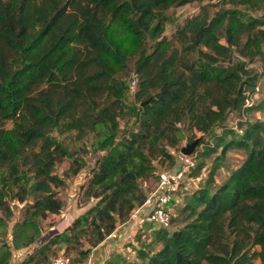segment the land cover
I'll list each match as a JSON object with an SVG mask.
<instances>
[{"label": "trees", "instance_id": "obj_1", "mask_svg": "<svg viewBox=\"0 0 264 264\" xmlns=\"http://www.w3.org/2000/svg\"><path fill=\"white\" fill-rule=\"evenodd\" d=\"M187 1L0 0V209L12 215L9 195L25 208L12 244L0 246V264H9L12 248L38 243L25 262L44 264L53 245L89 258L144 203L143 182L158 181L159 164L175 162L185 127L202 134L187 139L206 144L203 158L222 149L209 177L185 198L178 225L158 229V247L141 242L133 259L115 253L104 264H256L257 257L264 264V117L253 116L264 114V99L249 101L259 77L234 57L263 54L262 21L241 8L193 16L178 30L182 47L167 54V11ZM149 36L160 39L154 50L142 54L132 78L121 77L124 39L142 47ZM234 112L241 118L230 126ZM70 131L95 133L102 151L80 187L94 203L42 240L41 219L65 207L66 175L86 165L61 138ZM232 148L245 159L217 184L216 168ZM198 149L196 176L205 165ZM68 157L65 175L57 173Z\"/></svg>", "mask_w": 264, "mask_h": 264}, {"label": "rangeland", "instance_id": "obj_2", "mask_svg": "<svg viewBox=\"0 0 264 264\" xmlns=\"http://www.w3.org/2000/svg\"><path fill=\"white\" fill-rule=\"evenodd\" d=\"M232 8H241L247 10L248 14L252 18H257L260 21H262L261 25L258 28H262L264 30V0H252L248 4H242L240 3L239 0L234 1V0H188L185 4L183 5H174L170 7L167 11V15L169 17L165 31L161 37V39L165 38L167 42L169 43L170 47L167 51V54L171 52L175 47L181 48V40L178 35V30L182 28L187 20L192 18L193 16L200 15L204 16L207 18H212L219 10L223 9H232ZM160 39H153L150 36L147 38L144 46H136L132 45L129 40L123 41L124 44V55L126 59L125 65H123L120 68V76L123 78H132L137 73V66L139 62L141 61L142 54H150L155 46L157 41ZM262 49H263V54L258 55L252 62L249 61V59L243 57L242 55L239 54V52H235L234 57L235 58H240L241 60H244L247 62V67L254 73L256 76L259 77V82L258 86L256 88V91L252 94V97L250 98L249 101L251 102H256L258 103L260 100L264 99V39L262 40ZM194 55L191 56V58ZM137 83L138 87L141 82L140 76H137ZM250 93V92H249ZM133 97L130 98L129 102L133 101ZM253 113V116L257 115L258 118L264 117V114L261 112ZM241 116L234 112L230 113L227 120L226 124L230 126H235L237 122H239ZM12 125L11 122L6 123V127H10ZM122 127H125L127 125L125 120L121 121ZM132 126V125H131ZM99 130L100 127L98 128ZM57 134V133H56ZM184 134L185 138L182 139L179 143V148H182L187 145L188 139L190 136L196 135V138H199L202 136V134L196 130H191L188 129L187 127L184 128ZM95 133H87L84 136L79 135L76 131H70L66 132L61 135V138L64 139V141L68 144L72 156H77L78 158H83L85 161L84 166H82L81 170L79 171L78 174H69L66 175V181L67 185L66 188H68V192H65V189H62L61 192L63 194L61 197L66 201H69V199H74L75 196L78 194L79 191H74V194H72V191L70 190V187H75L76 189L78 187H81L80 181L85 180L87 177V174L91 170V168L95 164V160L100 154H102V151H97L95 149V146L93 145V142L95 141L94 139ZM229 137V136H228ZM195 138V139H196ZM211 137H206L207 142L210 140ZM205 143L198 144L197 147L195 148V151L198 149L199 152L197 151V156L199 155V159L203 158V150L206 148ZM172 150V148H170ZM222 149H218L217 152L207 154L204 156V166L200 171V174L196 176V169H191L185 178V184L188 186V190H182L181 195V203L176 206V212L174 216V224L178 225V222L180 220L181 212H182V205L184 203L185 198L191 194L192 190L195 189L197 185H203L207 178L209 177L210 170L214 166V161L216 160L217 156H221V151ZM174 151V150H173ZM194 151V152H195ZM175 152V151H174ZM179 151H176V154ZM246 153L243 149L240 148H232L228 150L225 154L224 157L220 160L219 166L216 168L215 174H214V180L217 184L222 183L229 175L230 173L236 169L245 159ZM195 157V156H194ZM201 157V158H200ZM218 158V157H217ZM221 158V157H220ZM74 158L68 157L65 159L64 162L59 163L56 167V172L65 175V171L68 170L69 166L71 165L72 161ZM200 162V161H198ZM175 162L173 161H163L161 164H159L158 169H168L173 167ZM78 178L80 179L78 181ZM155 178H150L149 180H154ZM155 181H157L155 179ZM195 182V184L193 183ZM156 185V183H155ZM155 185L153 184L150 185V187L154 188ZM152 188V189H153ZM80 196L78 197L79 202H85V198L82 196V192H80ZM9 203L13 206V213L12 215L7 213L2 212L0 209V246H3L4 244H8L11 241V236L14 228V224L16 221L22 220L25 215V208L23 205H21L20 202L16 201V199H11L9 195ZM57 216H51V214L46 217L41 219V226H42V237L47 236L46 239H49L51 237L50 232L52 230L58 229V224L59 221L57 219ZM149 224V223H148ZM143 231L142 233H138V235L134 236L140 240L138 242L135 239V244L134 246H130V249H134L139 245V243H143L146 245H151L153 247H158L159 246V241H158V229L152 225H143ZM258 246L254 247V250L258 249ZM52 251L53 254L49 256V259L45 261L44 264H51V260L53 257H55L58 253H64L65 250L63 248H60L59 245H53L52 246ZM128 251V254H132V251ZM70 258V264H88L89 263V258H81V256L78 254V250L72 249V253L67 255ZM90 257V255H89ZM256 264L259 263L260 259L257 257L255 259ZM25 264H32L25 262ZM91 264V263H90Z\"/></svg>", "mask_w": 264, "mask_h": 264}, {"label": "built area", "instance_id": "obj_3", "mask_svg": "<svg viewBox=\"0 0 264 264\" xmlns=\"http://www.w3.org/2000/svg\"><path fill=\"white\" fill-rule=\"evenodd\" d=\"M136 86L137 78L135 77L130 85L131 92L136 90ZM195 165L196 159L193 154L187 155L179 151L173 167L158 170V181L155 187L147 194L144 203L137 206L124 223L134 224L142 229L144 222L147 221L156 228L172 231L173 217L176 206L181 203L180 193H182L185 178ZM144 206L149 207L146 220L139 218V212ZM31 253L30 250L27 255ZM51 264H70V258L64 253H59L52 258Z\"/></svg>", "mask_w": 264, "mask_h": 264}, {"label": "crops", "instance_id": "obj_4", "mask_svg": "<svg viewBox=\"0 0 264 264\" xmlns=\"http://www.w3.org/2000/svg\"><path fill=\"white\" fill-rule=\"evenodd\" d=\"M160 170V169H159ZM86 179V178H85ZM150 179V178H149ZM146 180L143 182V189L148 194L152 188L150 187L151 184L153 186L155 185L156 181L155 179L152 180ZM80 179L78 178V181ZM85 180L80 181V185L84 183ZM195 184V182H193ZM198 185L195 187L197 188ZM184 190H188V186L184 183L183 185ZM68 188L65 189V192H68ZM70 190L72 191V194H74V191H79L78 194L75 196L74 199H69V201L65 202V207L59 214H51V216H57L59 224H58V230L59 232H62L66 227L72 224L74 218L78 217L82 213H84L90 206L93 205L94 201H88V202H79L78 197L80 196V187L77 189L75 187H70ZM71 194L70 192H68ZM63 194V192H62ZM149 211L148 206H144L140 212H139V218L146 220L147 214ZM144 225H151L148 224L147 221L144 222ZM145 231L143 228L139 229L134 224H128V223H119L117 225V228L115 231L107 236L101 243H99L97 246L93 247L90 257H89V263L88 264H104L113 254L119 253L123 256L129 257L131 259L134 258L133 249H130V246H134L135 239L137 238L134 236L139 235L138 233H142ZM11 241L9 242L12 244V236ZM138 241V240H137ZM38 244L30 245L27 247H22L19 249L12 248V256L10 259L9 264H25V261L29 258L27 255V252L31 250L33 252L37 248ZM132 251V254H128V251Z\"/></svg>", "mask_w": 264, "mask_h": 264}, {"label": "water", "instance_id": "obj_5", "mask_svg": "<svg viewBox=\"0 0 264 264\" xmlns=\"http://www.w3.org/2000/svg\"><path fill=\"white\" fill-rule=\"evenodd\" d=\"M145 103H146V102H143L142 105H144ZM198 142H199V139H196V140H194L193 142L187 144L186 146H184V147L181 148V152L184 153V154H187V155L193 154L195 148H196L197 145H198ZM57 232H59L58 229L52 230V231L50 232V235L52 236V235L56 234ZM46 238H47V236H44V237L42 238V240H45Z\"/></svg>", "mask_w": 264, "mask_h": 264}]
</instances>
